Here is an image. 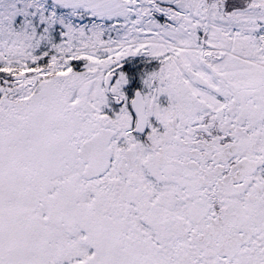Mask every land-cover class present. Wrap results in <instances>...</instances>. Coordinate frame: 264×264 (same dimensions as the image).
<instances>
[{
  "label": "snow or ice",
  "instance_id": "obj_1",
  "mask_svg": "<svg viewBox=\"0 0 264 264\" xmlns=\"http://www.w3.org/2000/svg\"><path fill=\"white\" fill-rule=\"evenodd\" d=\"M0 264H264V0H0Z\"/></svg>",
  "mask_w": 264,
  "mask_h": 264
}]
</instances>
